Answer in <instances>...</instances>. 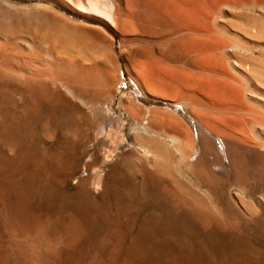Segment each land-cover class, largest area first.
<instances>
[{
    "label": "bare ground",
    "instance_id": "bare-ground-1",
    "mask_svg": "<svg viewBox=\"0 0 264 264\" xmlns=\"http://www.w3.org/2000/svg\"><path fill=\"white\" fill-rule=\"evenodd\" d=\"M126 75L143 97L165 105L141 104L127 90ZM116 103L134 122L128 132ZM173 105L196 121V132ZM42 107L54 114L56 108L80 112L97 129V139L108 142L103 164L113 158L112 165L130 168L132 179L162 182L173 204L205 229L264 222V0H0V181L11 182L30 166L54 172L64 163L77 164L53 149L51 132L38 129L36 109ZM83 165L91 171L90 161ZM99 170L88 178L95 190L105 176ZM81 187L82 180L69 203L64 257L75 256L101 230L97 213L91 216L84 207L88 195L80 194ZM21 200L18 207L13 204L17 209L7 223L13 225L15 217L22 238L12 239L9 247L26 257L22 263L53 264L43 247L54 236L46 235L39 215L24 213ZM1 236L0 250H6ZM0 252L6 264L10 255L5 259ZM180 254L174 255L175 263L177 255L185 259ZM131 256L130 264H136Z\"/></svg>",
    "mask_w": 264,
    "mask_h": 264
},
{
    "label": "rangeland",
    "instance_id": "rangeland-1",
    "mask_svg": "<svg viewBox=\"0 0 264 264\" xmlns=\"http://www.w3.org/2000/svg\"><path fill=\"white\" fill-rule=\"evenodd\" d=\"M116 46L118 47V44H116ZM125 81L128 84L127 90L134 92L140 99H142L143 102H140V103L143 104L144 106L154 107L155 105H157V106L165 105L162 102H157V101H154L150 98L143 97L137 91L135 84L131 81L130 78H128L127 75L125 76ZM16 95L18 96L19 94H16ZM114 108H115L116 114L121 115L122 118L125 119V130H126V132H128L130 130V128L134 125V122L128 118L126 113L118 106L117 103L114 105ZM173 108L177 109L179 112H181L183 114L181 106L173 105ZM56 109H57L56 111H58L57 116H56L57 112L55 111V114H54V112L49 108L44 109L42 107V108L36 109V111L38 110V112L36 113V115L38 114V116H36V118L38 117L36 119L38 129H41L42 131L45 130L44 134H47V132L48 133L51 132V134L49 133L50 138H49V135H46V137H48L50 142L52 143L51 145H52V147H54L53 149L57 152H60L65 157L74 158L75 160H77V164L78 163L79 164L78 165L77 164H75V165L70 164L71 166H69V165H65L68 163H64L63 165L57 166L58 168L54 172H52L48 169H40L42 173L39 172L40 171V170H38L39 168L34 169L36 166H33V167L30 166V169L25 170L26 173H24V170H22L16 176H14L13 177L14 181L12 180V178H11V182H9L10 179L7 180L6 183L0 181V198L4 199L3 203H2V200L0 199L1 200L0 201V208H1L0 209L1 210L0 211V221L2 220L0 222L1 223L0 227H2V228H0V235L4 234L5 237L1 236V238H2L1 240L3 241V244L6 241V244L5 245L2 244V247H3V249L7 248L6 250H2V248H1L0 251H2V253H5V256H6L5 259L7 258V256L10 255L7 259L8 263L6 262V264H24V263L25 264H32L30 262H27L28 260L25 259L26 258L25 256L19 257L20 255L18 253H15V251L9 247V244L11 243L12 239L22 238L21 229H19V228L17 229V227H16L18 224L16 222L17 220L15 219V217H13V219H12L13 223H14L13 225H12V221H10V220H9L10 222L7 223L8 219H10L11 216H13V215H11L12 210L17 209L16 207H13V204L14 205L17 204L15 206L18 207L19 199L20 200L22 199L21 202L23 203V205L25 204V207L23 206L24 213L28 214L30 217L39 215L38 217L40 219H42L43 221H40V219L37 217H36V219H38V222L39 221L42 222L41 225L43 227H45V225L43 224V222H45V224L47 226L45 228V230L47 229L46 232H48V234L46 233V235L51 237V239L54 236L53 239L55 241L52 244L48 245L47 247H43V250H44L43 254H46V255L50 256L51 258H53V259H51L53 264H103V263H105V264H123L124 260L127 261V263L125 261L126 264H130V261L128 259L131 255H133V257L136 258L137 263L134 260V263H136V264H138V263H140V264H166L167 261H168L167 264H173V263L174 264H182V263L183 264H185V263L190 264V260L194 261L195 264H257V263L258 264H264V222H255V223H248V224L243 223V224H241V226L239 228L227 229V231L226 230L225 231L220 230L215 226H211V228H209V226H208L205 229V227L201 226L200 224L196 223L191 218H189V216L186 215L187 213L184 210H182L184 212L183 213L180 210L181 208H178L173 204L171 197L164 191L162 182L152 181V180H148V179H141V178H137V177H136L137 179L136 178L132 179L131 173H130V168L125 167V166L121 167L118 165H115V166L112 165L111 163H112L113 158L110 159L107 163L103 164V155H104V151L107 150V148H108V142L101 140V139L100 140L97 139V137L100 136V134L97 133V129L95 127H92L90 124L88 125V122L86 121L85 118H83L84 116L80 112H75L73 110H72L73 111L72 112L71 110L65 109V108H63L64 112L62 111L63 109H61V110H60V108H56ZM45 110H46V112H45ZM47 110H48V113H47ZM49 110H50V113H49ZM65 110H66V112H65ZM39 112L42 113V115ZM51 112H52V114H51ZM47 116H49L48 119L45 118ZM183 116L187 120L189 125L192 127L193 131L196 132V121L192 117H190L186 114H183ZM51 117H53V118H51ZM69 117L72 119H69ZM54 118H56V119H54ZM73 118H75V119H73ZM46 125L48 126V128ZM52 132L54 133V136H52V134H53ZM61 145H62V147L65 146L66 150H62ZM67 148H68L69 153L67 152ZM63 151H65V152H63ZM85 161H90V165H89V167L91 166V168H89L91 170L90 172H87L85 170V167L83 165ZM94 168L100 169L101 170V171L99 170L100 173L101 174L104 173V175H105V176L103 175L104 179L102 181L101 187H99L100 189L98 188L100 190L99 193H98V189H96L97 190L96 191L92 187V185L88 179V178H91V176L93 177L95 175L92 172L94 170ZM44 170H47V171L45 172ZM21 173L23 174V178L21 176L22 175ZM39 173L41 175H39ZM112 173H113V175H112ZM29 175H31L30 176L31 179H29V177H28ZM47 176H50V177H47ZM52 177H53V179H51ZM85 177L88 179L87 182H86L87 179ZM17 178H18V180H17ZM20 178H22V179H20ZM48 178L50 179L51 182L49 181ZM80 180H82V187H84V189L81 187L80 194L81 195H83V194L88 195V200H87L88 202L87 201L83 202L85 204L87 203L86 205L84 204V207H85L86 211H88V213L91 216H94L95 212L97 213V215H98L97 219L99 220L101 230L98 233H95L94 234L95 236L93 235L94 237H91L92 239L90 238V240L88 241L89 244L86 242L85 244H83V246L80 245L79 248H77L75 250V251H77L76 252L77 254L74 253L75 256H73V253H72V256H71L72 258L69 256L64 257V252L69 247V242H67L68 240H66V239H68V238H66L67 234H66V232H64L65 226L67 224V219H68L69 203H70V199H71L72 195L75 193L76 185L80 182ZM47 181H48V183H46ZM19 182L21 185H18ZM152 182H154V183H152ZM9 183H11V185ZM153 184H154V186H153ZM4 185H6V186H4ZM9 185H10V187H9ZM15 185H17V186L15 187ZM43 185L46 187H44ZM2 188L4 189L3 191L1 190ZM8 188H10V189H8ZM16 188L19 190H16ZM148 188H149V190H148ZM5 189H6V191H5ZM13 189H15V190H13ZM101 189H102V192H101ZM8 191H10V192H8ZM146 191H148V192H146ZM145 193H147V194H145ZM12 194H15L17 196L12 195ZM10 196L12 197L11 199H14L12 201V206L9 203V202H11ZM116 196H117V198H116ZM149 197L151 198V200L149 199ZM16 199H17V201H16ZM25 199H26V201H25ZM14 201H15V203H14ZM153 202H156V203H153ZM8 204H9V206H11L13 208H11L9 206L7 207ZM1 206H3V207H1ZM114 206H116L117 208L116 207L114 208ZM155 206H157V207L155 208ZM9 208L11 211L9 210ZM145 208H146V210H145ZM115 210H117L116 211L117 215H115L116 214ZM180 213H181V215H179ZM3 214H5V215H3ZM115 216L117 218H120V220L117 219ZM182 218H184L185 220ZM188 218H189V220H188ZM116 220H117V222H116ZM4 222L9 224V225H6V224L4 225ZM12 226L13 227L15 226L17 230L14 229ZM129 226L131 228H129ZM132 227H133V229H132ZM141 227H143V228H141ZM5 228H6V230L9 229L8 232L10 234L5 230ZM108 228H109V230H108ZM143 229L146 231H144ZM148 229H149V231L147 232ZM154 229L155 230L157 229L156 232ZM159 229H160V232H159ZM211 230H214V231H211ZM228 230L230 231V234L228 233L229 232ZM235 230H236L237 234L235 233ZM17 231H19V232H17ZM141 231H144V232H141ZM152 231L154 233H152ZM13 232H15L16 236L14 235ZM20 232H21V234H19ZM164 232H166V233H164ZM127 233H128V235H126ZM137 233H138V235H137ZM143 233H145V234H143ZM155 233L156 234L158 233V234L156 235ZM240 233H242V234H240ZM106 234H109V235L113 234V235H110V236H112V237H110ZM140 234H141V236H140ZM186 234H187V236H186ZM204 234L207 235L206 236L207 238L205 237ZM12 235H14V236H12ZM19 235H21V236H19ZM135 235H137V236L134 237ZM230 235H231V237H230ZM233 235H235V236L233 237ZM127 236H128V238H127ZM143 236H144V238H143ZM146 236H148V237H146ZM185 236H186V239H185ZM245 236H246V238H243ZM7 237L8 238L10 237V239H8ZM124 237H126V238H124ZM132 237H134L135 239ZM190 237H191V239H190ZM240 237H241V239H240ZM5 238H7V240ZM139 238H140V240H139ZM119 239L121 241H119ZM130 239H131V242H130ZM188 239L190 240L189 242L186 241ZM101 240H102V242H101ZM106 240H108V241H106ZM117 240H118V242H116ZM134 240H136L137 242L139 240L138 244ZM154 240H156L157 242ZM104 241H105V243H103ZM111 241L113 243H116V245L111 243ZM141 241L143 242V244L141 243ZM150 242L152 244V247H150L151 244L149 245ZM187 242H188L187 247H189V248L192 247V248H190V250L184 246L187 244ZM190 242H192L191 245H193V246L190 245ZM122 243H124V245ZM166 243H168V244H166ZM174 243L175 244L177 243L176 244L177 246H175V248H174V245H175ZM99 244H100V246H99ZM103 244H104V247H103ZM117 244H119V246H117ZM127 244H129V246ZM132 244L134 246H132ZM179 244H180V246H179ZM86 245H87V248H86ZM93 245L95 246V248ZM181 245L184 246L185 248L182 247ZM81 246L83 247V249L85 248L84 249L85 252L82 248H80ZM112 246H115V247H112ZM170 246H172V247H170ZM0 247H1V245H0ZM118 247H119V249H117ZM121 247L123 250H121ZM129 247H131V248H129ZM145 247H147V249ZM78 249H80V250H78ZM97 249L100 251H98ZM104 249H105V251H103ZM114 249H116V252ZM143 249H144V252H143ZM169 249L171 250L170 255H169V251H168ZM136 250H137L138 255L136 254ZM146 251H149V252L147 253ZM158 251L160 252V254ZM162 251H164V252H162ZM167 251H168V253H167ZM185 251H187L186 253L187 254L189 253V254L187 255L185 253ZM188 251H190V252H188ZM197 251L199 254L197 253ZM11 252L13 255L10 254ZM99 252H101V253H99ZM102 252H103V255H102ZM165 252H166L168 258H170V257L172 258V259L170 258L171 260L166 257ZM174 252L176 254L182 253L179 255V257L183 256V258H185V259H182L180 257L181 259L178 260L179 258H177L178 257V255H177L176 256V259H177L176 262L177 263H175V261H174L175 256L174 255H176V254ZM0 254H1V252H0ZM97 254H99L98 255L99 257L97 256ZM112 254H116V255H112ZM183 254H185V255H183ZM240 254H241V256H240ZM14 255H16V256H14ZM88 255H90V256H88ZM117 255H119V256H117ZM142 255H144V256H142ZM190 255H192V256H190ZM113 256H114V258L117 256V258L114 259ZM127 256H129V257L127 258ZM148 256H149V258H148ZM197 256H198V258H197ZM244 256H245V258H244ZM23 257H25L24 263H22ZM100 257H102V258H100ZM125 257H126V259H125ZM133 257L131 256L130 260L134 259ZM188 257H189V259H188ZM194 257H195V259L197 258L196 259L197 263L195 262V259H191ZM140 258H144V260L142 259V261H141ZM76 259L79 261H77ZM100 259H102L101 263H100ZM103 259L105 260V262ZM113 259L115 261H113ZM138 259L140 260V262ZM163 259H164V261H163ZM147 260H148V262H146ZM261 260H263V261H261ZM109 261H112V262L109 263ZM160 261H161V263H160ZM172 261H173V263H172ZM179 261H181V262H179ZM259 262H261V263H259ZM4 263H5V260H4ZM194 263L192 262L191 264H194ZM0 264H1V260H0Z\"/></svg>",
    "mask_w": 264,
    "mask_h": 264
}]
</instances>
